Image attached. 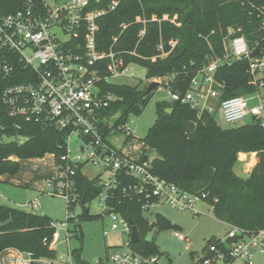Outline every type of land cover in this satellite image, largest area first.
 I'll return each instance as SVG.
<instances>
[{
  "label": "trees",
  "instance_id": "trees-1",
  "mask_svg": "<svg viewBox=\"0 0 264 264\" xmlns=\"http://www.w3.org/2000/svg\"><path fill=\"white\" fill-rule=\"evenodd\" d=\"M29 1L39 8L43 0H0V16L23 11ZM113 1L117 0H91L90 9H105ZM98 24L99 52L109 53L113 48L126 66L138 64L146 69L147 80L172 76L173 90L181 93L189 90L191 81L214 56L225 54V42L231 37L246 39L250 57L256 52L259 53L256 58L264 57V0H121ZM114 38H118L116 43ZM249 66L250 59L246 58L218 69L215 80L221 87L216 84L215 89L221 99L238 96V92L246 95L256 92ZM23 70L20 66V71ZM22 82L21 79L0 81V183L3 176L19 173L22 160L52 155L58 165L67 153L64 131L43 127L21 116L12 117L2 102L4 88ZM147 88L103 85L105 93L116 97L104 110L107 117L120 114L115 128H121L129 115H142L159 87L145 95ZM190 123L196 125L194 133L188 129ZM109 132L105 127V136ZM145 143L158 155L152 161L153 172L184 191L206 194V203L213 207L216 219L252 233L264 229V177L259 176L257 166L248 178L234 172L241 154L264 152V126L260 121L223 128L213 115L207 112L199 115L188 104L162 103L158 105L157 119ZM84 168L77 169L75 182L80 199L89 205L102 193V187L99 177L90 180L85 176ZM107 206L106 214L120 215L137 227L141 241L131 245L136 253L161 258L155 237L152 242L146 238L154 229L156 236L164 229L175 227L161 216L150 224L144 217L143 204L136 198L126 197L122 186L110 194ZM93 219L96 217L83 213L76 220L66 222L76 223L75 231L70 233H75L83 242L80 222ZM56 231L54 222L46 216L0 205V254L16 249L31 253L35 259L56 260L58 253L52 248ZM73 254L80 260L78 251Z\"/></svg>",
  "mask_w": 264,
  "mask_h": 264
},
{
  "label": "built area",
  "instance_id": "built-area-1",
  "mask_svg": "<svg viewBox=\"0 0 264 264\" xmlns=\"http://www.w3.org/2000/svg\"><path fill=\"white\" fill-rule=\"evenodd\" d=\"M120 2L113 1L105 9L91 10V0H72L64 4H59L58 0H43L39 8L29 1L23 11L0 16V81L24 80L5 87L2 102L12 117L21 116L67 135V153L60 164L55 165V174L48 183L52 195L65 198L67 219L76 220L74 205L75 208L80 205L82 209L83 200L75 182L79 167H93L100 172L97 177L102 193L97 199L105 214L110 194L121 186L126 197L136 198L143 204L144 212L160 203L180 211L196 212L197 205L206 203L207 199L204 193H189L157 176L152 161L145 159L144 144L124 151L116 149L107 139L110 133L117 131L104 110L116 101V97L105 93L103 85L114 84V79L124 76L134 77L128 70L131 64L126 66L113 48L109 53H101L97 46L98 20L114 11ZM144 34L143 31L141 35ZM117 40L114 38V43ZM246 58L250 59L249 72L256 92L223 100L218 110L212 108V99L220 95L215 89L218 69ZM104 61H107L105 65ZM172 81L173 77L164 83L171 103L188 104L199 115L207 112L214 116L218 111L231 127L248 116H253L264 126V57L252 59L244 37H231L225 44V54L214 56L191 81L187 92L174 91ZM251 99L257 100L259 105L251 107ZM105 127L110 129L108 136H105ZM72 140H76L75 152ZM259 157L258 153L244 154L240 162L247 167L245 173L252 172ZM107 215L112 226L104 234L120 231L129 240L122 247L108 249L105 258L97 264L159 263L160 258L145 257L132 249L130 222L117 214ZM69 225L68 222L64 224L68 230L66 241L73 238ZM175 236L187 241V237L179 233ZM57 239L56 231L54 250ZM255 253L264 255V229L252 233L231 226L222 241L198 255V264H254ZM72 258L69 254L67 264H72ZM56 260L35 259L31 253L16 249H7L0 254V264H53Z\"/></svg>",
  "mask_w": 264,
  "mask_h": 264
},
{
  "label": "rangeland",
  "instance_id": "rangeland-1",
  "mask_svg": "<svg viewBox=\"0 0 264 264\" xmlns=\"http://www.w3.org/2000/svg\"><path fill=\"white\" fill-rule=\"evenodd\" d=\"M70 1L72 0H58V3L64 4ZM227 43L228 41L225 42V44ZM130 66L128 70L129 73L134 74L133 78L124 76L114 79L112 82L117 85H139L140 90H143L145 86L149 87L152 82H157L160 86L152 94L147 106L143 108L142 115H129L124 123L125 126H122L123 129L122 127H114L120 118V114H112L109 117V122L117 133H110L107 139L116 149L124 151L132 148L137 149L144 144L147 156L151 161H154L158 155L154 148L146 145L145 139L157 119L158 105L162 103L171 104L170 93L164 83L168 79H172V76L151 81L146 79L147 71L142 66L138 64H131ZM238 93H240L238 96L245 95L243 92ZM251 100V107L259 105L257 100ZM222 101L221 96L216 95L212 99L210 106L218 110ZM214 117L221 127H231L227 126L220 115H218V111L214 113ZM254 121L253 116H248L233 127L250 125ZM5 141L10 140L5 139ZM72 145V150L75 152L76 140H72ZM243 156L244 154L239 156V161ZM258 165L259 160H256L254 168L255 166L258 167ZM42 167H51L50 160L46 164L44 162ZM245 169L247 170L245 164L239 162L235 166L234 172L241 178H248L254 169L249 174L244 172ZM83 173L87 178L93 180L100 172L93 167H85ZM105 178L106 175H104ZM12 190L14 189H9L10 192ZM9 194H7L6 199L0 196V205L21 209L39 216H46L54 222L58 234V239L55 242L58 257L53 264H67L69 262V254L73 257L72 264H97L100 259L105 258V253L108 249L112 250L115 247H122L129 240V237L120 233V231L110 232L109 235L104 234L105 231L111 230L112 221L109 215L105 214L103 209L100 208L99 199H95L89 205H86L90 210L89 214L96 217V219L80 222L83 234V242H81L75 233L73 238L66 241L68 230L64 226L67 221L66 200L64 197L52 195L49 187L41 193L23 189ZM21 205L24 206L21 207ZM81 211V206L78 205L73 213L78 216ZM196 212L189 210L180 211L168 204L160 203L144 213L145 219L150 224L156 223L158 216H161L175 227L164 229L155 236V245L161 253V255H158L161 257L158 264H198L199 254L203 255L209 250L211 245H215L225 238L229 226L214 217L213 207L210 204L199 203ZM98 215H102V217L98 218ZM75 225L76 223H70L69 230L71 232L75 231ZM176 233L186 236L187 241L178 239L175 236ZM75 251L79 252L80 260L74 256L73 253ZM235 264L241 263L236 262ZM254 264H264V255L255 253Z\"/></svg>",
  "mask_w": 264,
  "mask_h": 264
},
{
  "label": "crops",
  "instance_id": "crops-1",
  "mask_svg": "<svg viewBox=\"0 0 264 264\" xmlns=\"http://www.w3.org/2000/svg\"><path fill=\"white\" fill-rule=\"evenodd\" d=\"M48 160L51 162V167H42V164L44 162L46 164ZM20 164L21 169L17 175L2 177L0 196L4 199H6L7 194L10 195L9 193L23 189L41 193L48 187L49 181L55 174V159L52 155H47L44 159L22 160ZM9 189L14 190L10 192Z\"/></svg>",
  "mask_w": 264,
  "mask_h": 264
},
{
  "label": "water",
  "instance_id": "water-1",
  "mask_svg": "<svg viewBox=\"0 0 264 264\" xmlns=\"http://www.w3.org/2000/svg\"><path fill=\"white\" fill-rule=\"evenodd\" d=\"M258 55H259V53L256 52V53H254V54L252 55L251 58L254 59V58H256ZM158 87H159V83H157V82H152V83L149 85V87L147 88L145 95L150 94L152 91H154V90H155L156 88H158ZM195 128H196V125H195L194 123H190V124L188 125V129H189V131H190L191 133H194ZM258 174H259L260 177H264V152H262V153L260 154V157H259ZM82 211H83V213L86 214V215L89 214V209H88V207H87L86 204H85V200L82 201ZM130 224H131V226H132L131 243H132L133 245H135V244H138V243L141 241V237H140V233H139L137 227L134 226L133 223H130ZM156 231H157V230L154 229V230H153V231L147 236V238H146V241H147V242H152V241H153V239H154V237H155V233H156ZM83 264H85V263H83Z\"/></svg>",
  "mask_w": 264,
  "mask_h": 264
}]
</instances>
